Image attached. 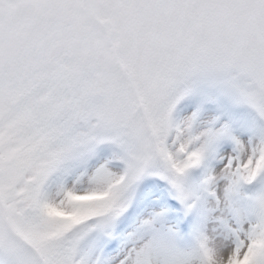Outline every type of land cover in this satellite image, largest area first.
<instances>
[{"label":"snow or ice","instance_id":"6c2138e0","mask_svg":"<svg viewBox=\"0 0 264 264\" xmlns=\"http://www.w3.org/2000/svg\"><path fill=\"white\" fill-rule=\"evenodd\" d=\"M0 264H264V0H0Z\"/></svg>","mask_w":264,"mask_h":264}]
</instances>
